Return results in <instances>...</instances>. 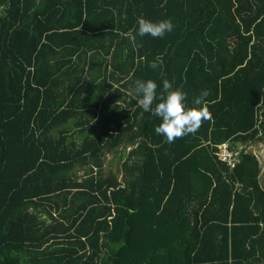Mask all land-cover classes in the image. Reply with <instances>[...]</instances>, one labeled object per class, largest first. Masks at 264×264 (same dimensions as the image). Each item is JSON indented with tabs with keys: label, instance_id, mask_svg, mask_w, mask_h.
I'll return each mask as SVG.
<instances>
[{
	"label": "trees",
	"instance_id": "16d2710c",
	"mask_svg": "<svg viewBox=\"0 0 264 264\" xmlns=\"http://www.w3.org/2000/svg\"><path fill=\"white\" fill-rule=\"evenodd\" d=\"M148 80L211 118L167 143ZM259 144L264 0H0V264H264Z\"/></svg>",
	"mask_w": 264,
	"mask_h": 264
},
{
	"label": "clouds",
	"instance_id": "9594fccd",
	"mask_svg": "<svg viewBox=\"0 0 264 264\" xmlns=\"http://www.w3.org/2000/svg\"><path fill=\"white\" fill-rule=\"evenodd\" d=\"M174 27L175 25L171 20H161L154 23L141 18L138 20L137 35L163 38L166 33L172 32ZM149 66L155 69L158 64L152 62ZM157 87V84L152 80L141 81L135 87L134 93L137 97V103L144 112H151L161 119V123L155 127V133L163 136L167 143L171 144L178 138L195 134L201 127L202 121L211 118L206 107L189 109L186 104L187 96L180 90L169 91L168 95L162 98V102L153 108V102L157 99ZM163 87L166 90L172 89V84L165 80ZM208 95L207 90L203 91L196 98L195 104H204Z\"/></svg>",
	"mask_w": 264,
	"mask_h": 264
},
{
	"label": "built area",
	"instance_id": "2783aa9c",
	"mask_svg": "<svg viewBox=\"0 0 264 264\" xmlns=\"http://www.w3.org/2000/svg\"><path fill=\"white\" fill-rule=\"evenodd\" d=\"M221 151L218 154L222 162L227 163L229 167L234 169L237 165L238 158L240 156V151H231L228 145H224L220 148Z\"/></svg>",
	"mask_w": 264,
	"mask_h": 264
},
{
	"label": "rangeland",
	"instance_id": "374dc122",
	"mask_svg": "<svg viewBox=\"0 0 264 264\" xmlns=\"http://www.w3.org/2000/svg\"><path fill=\"white\" fill-rule=\"evenodd\" d=\"M252 151L260 160L262 166V172H263L261 181H262V185L264 186V144L255 145V149Z\"/></svg>",
	"mask_w": 264,
	"mask_h": 264
}]
</instances>
